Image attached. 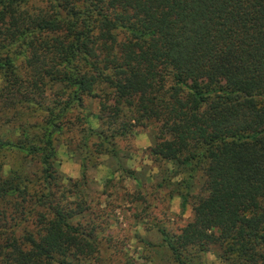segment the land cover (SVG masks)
Listing matches in <instances>:
<instances>
[{
  "label": "trees",
  "instance_id": "obj_1",
  "mask_svg": "<svg viewBox=\"0 0 264 264\" xmlns=\"http://www.w3.org/2000/svg\"><path fill=\"white\" fill-rule=\"evenodd\" d=\"M153 124L157 186L175 180L192 210L184 245L164 227L143 240L157 264H206L215 247L264 264V0H0V264L108 261L104 209L117 187L144 202L124 182L129 140ZM139 259L119 264H155Z\"/></svg>",
  "mask_w": 264,
  "mask_h": 264
},
{
  "label": "rangeland",
  "instance_id": "obj_2",
  "mask_svg": "<svg viewBox=\"0 0 264 264\" xmlns=\"http://www.w3.org/2000/svg\"><path fill=\"white\" fill-rule=\"evenodd\" d=\"M47 0H34V5L41 6ZM91 111L97 112L96 104L92 102ZM91 122L96 125L94 120ZM157 131L155 124L149 125L146 130H141L134 137L130 138L129 144L132 152L127 159V165L136 170V181L127 180L124 187L130 193L141 192L144 195V202H134L128 204L124 199L122 190L117 187L118 200L104 209L108 218L106 219L108 228L105 229L106 234H110L113 238L112 246L107 250L104 256L109 257L104 264H119L122 260V254H128L129 257L137 261L140 255L150 256L155 264L160 263L161 254L154 252L149 248H145L143 240L152 243L159 241L158 227H164L171 233L179 236V243L185 244V239L181 236V229L192 219V210L188 205L184 210L181 208V199L174 194V181L167 182L163 187L157 185L162 181V172L158 169L157 164L151 162L147 156V148L150 146L152 138L151 134ZM125 142H121V146H125ZM59 160V170L65 177L74 175L80 176V166L72 159L64 147H59L57 152ZM106 159V158H103ZM106 161V160H105ZM169 167V166H168ZM110 169L105 165H101L98 170L90 171V195L98 194L101 191L104 179L109 175ZM139 185L143 190H139ZM111 191V190H110ZM173 194L172 197H170ZM116 194L111 198L100 196V201H112ZM122 197V198H121ZM104 206H102L103 208ZM116 245V246H115ZM114 246V247H113ZM121 251V252H120ZM220 249L214 248L203 256L206 264H225L220 259ZM91 264H94L93 262Z\"/></svg>",
  "mask_w": 264,
  "mask_h": 264
},
{
  "label": "crops",
  "instance_id": "obj_3",
  "mask_svg": "<svg viewBox=\"0 0 264 264\" xmlns=\"http://www.w3.org/2000/svg\"><path fill=\"white\" fill-rule=\"evenodd\" d=\"M78 176V174L77 175H74V176H72V178H76Z\"/></svg>",
  "mask_w": 264,
  "mask_h": 264
}]
</instances>
